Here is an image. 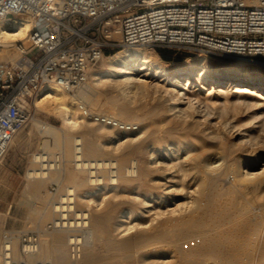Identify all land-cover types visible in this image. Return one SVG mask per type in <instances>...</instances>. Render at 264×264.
Masks as SVG:
<instances>
[{
	"label": "bare ground",
	"instance_id": "obj_1",
	"mask_svg": "<svg viewBox=\"0 0 264 264\" xmlns=\"http://www.w3.org/2000/svg\"><path fill=\"white\" fill-rule=\"evenodd\" d=\"M31 26L27 18L2 26L0 43L5 48L0 49V61L19 58L7 46L25 42ZM207 56L169 70L156 51L127 48L105 56L104 69L95 73V79L109 76L107 81L125 95L132 87L139 91L147 87L143 78H156L163 90L160 93L172 99L170 109L175 117L182 115L185 108L180 103L191 94L182 91L195 80L211 82L213 87L229 83L239 92L250 86L253 94L264 97V65L238 58L231 67L212 68L205 65ZM35 102L39 109L62 116L63 130L55 131V136L73 167L69 164L61 169L57 159L34 155L27 172L33 197L38 198L37 192L53 180L56 169L63 170L70 184L50 205L44 202L33 210L41 223L51 221L53 232L44 226L46 236L39 238L36 252L25 264H264V170H254L246 157L244 175L237 171L236 161L225 167L219 161L207 164L210 158L195 151V143L182 136L173 152L170 147L163 151L161 145L153 146L154 128L164 126L157 121L144 124L141 131L124 122L125 127L115 128L85 121L77 99L54 83L43 86ZM120 111L128 115L132 107L124 105ZM100 137H106L109 144L98 143ZM103 153L109 157H102ZM222 167L238 172L237 187L222 189L216 184L211 174L217 175ZM177 171L190 175L193 185L183 191L181 179L185 177L177 179ZM244 183L251 186L243 188ZM177 184L182 185L181 191ZM77 246L82 252L73 258L72 249Z\"/></svg>",
	"mask_w": 264,
	"mask_h": 264
},
{
	"label": "built area",
	"instance_id": "obj_2",
	"mask_svg": "<svg viewBox=\"0 0 264 264\" xmlns=\"http://www.w3.org/2000/svg\"><path fill=\"white\" fill-rule=\"evenodd\" d=\"M20 18L32 21L25 42L7 46L19 58L0 61V163L29 122L31 103L43 86L54 83L75 93L120 45H149L177 54L208 52L264 65V0H0V30ZM77 103L85 118L126 126L93 113L79 99ZM17 239L20 259L14 252ZM38 245L36 233L5 230L0 263L25 264ZM81 252L74 247L73 258Z\"/></svg>",
	"mask_w": 264,
	"mask_h": 264
},
{
	"label": "rangeland",
	"instance_id": "obj_3",
	"mask_svg": "<svg viewBox=\"0 0 264 264\" xmlns=\"http://www.w3.org/2000/svg\"><path fill=\"white\" fill-rule=\"evenodd\" d=\"M134 47L154 50L149 45L123 44L110 50L106 56ZM156 52L161 57V61L167 62V69L169 70L174 69L173 65L182 66L184 61H189L198 56L206 57L208 55L205 65L219 69L231 67L232 64L235 65L234 63L239 58L208 52L177 54L163 49L156 50ZM11 53L19 56L14 49L11 50ZM161 53L166 54L168 58H163ZM103 69L101 61L91 70L89 80L85 86L75 93H69V95L81 100L93 113L111 116L132 126H139L134 131H141V127H145L147 123L151 125L155 121L160 125H164L163 127L159 126L160 128L158 126V128H154V144H152L153 146L158 145V147L161 145L162 148H160L163 151H167L169 147L171 149L174 148V150L178 149L176 141L177 139H182L180 138L182 136L184 137L183 139H190L195 143V151L201 150L208 156L207 158H210L207 161L209 165L219 161L224 166L228 162L230 164V161H236L238 164V166L236 164L238 167L237 171H241L239 173L244 174L247 171L246 162H244L246 157L247 162L252 163L254 170H264V97H258L256 96L257 94H253L250 86L239 92L236 87L229 83L216 84L213 87L211 82L201 84L198 80H195L192 85H189L190 87L187 86L182 91H188L191 94L180 103V107L185 108L182 115L180 113L178 117H175V112L170 109L172 99H170V96L160 93L163 90L158 79L143 78V83H146L147 86L145 87L146 89L139 91L132 87L124 95L116 86L107 81L110 78L109 76L95 79V73ZM102 79L106 81L103 82ZM85 88L88 90H85ZM132 91H135V93L133 94ZM134 95L136 96L134 97ZM124 105L132 107L130 114H121L120 110ZM183 118L185 119L183 120ZM89 120L85 118V121ZM176 120L178 121L176 122ZM89 122H92V120ZM166 123L168 125H165ZM46 126L47 128H45ZM48 129L50 130L49 132ZM61 130H63V118L61 115L39 109L35 101L31 103L29 122L13 140L6 157L0 163V245L2 234L5 230H13L16 233H36L40 239L46 236L42 233L44 226L48 228L49 233L53 232L51 221L46 220L41 223L39 215L33 210H37L44 202L50 205L53 200H56L60 194L65 192L67 185L70 184L65 176L62 175L63 170L60 171L62 166L66 167L71 164V167H73L72 159L66 157L65 150L59 145V140L55 136V131ZM97 141L101 144H109L106 137L97 138ZM174 150L172 149L171 152ZM37 153L48 155L50 160L57 159L58 163L61 164V169H56L54 170L55 172L52 171L53 180L47 182L37 192L38 198H35L31 194V181L27 177V172L33 166L34 155ZM103 155L102 157H109L105 153ZM136 155H134L135 158L141 160V156ZM178 157L182 160L184 158L183 152H180ZM178 172H174L177 175V179H181L182 176L185 177L181 179V184L184 185L182 189L191 187L194 181L191 178L190 180L188 179L190 175L184 176L181 172V174ZM214 173L211 174V177L222 189L235 188L239 184L238 174L227 167L219 169L217 171L219 175ZM182 185L177 184L175 187L181 191L180 187ZM251 185L244 183L243 188ZM78 187L77 189H81V186ZM153 191H159V189L153 188ZM180 191L178 193L179 197L182 194ZM180 201H183V199L181 198ZM261 202H264V198L261 199ZM15 242V256L19 257L20 243L18 239ZM26 261H28V258Z\"/></svg>",
	"mask_w": 264,
	"mask_h": 264
},
{
	"label": "trees",
	"instance_id": "obj_4",
	"mask_svg": "<svg viewBox=\"0 0 264 264\" xmlns=\"http://www.w3.org/2000/svg\"><path fill=\"white\" fill-rule=\"evenodd\" d=\"M161 55H162V57L165 58V59L168 58V56H167L166 54H164V53H161Z\"/></svg>",
	"mask_w": 264,
	"mask_h": 264
}]
</instances>
